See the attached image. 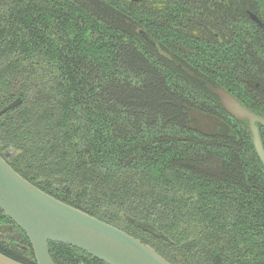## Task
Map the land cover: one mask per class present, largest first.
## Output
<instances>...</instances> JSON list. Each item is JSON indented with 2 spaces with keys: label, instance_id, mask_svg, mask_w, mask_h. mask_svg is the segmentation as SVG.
<instances>
[{
  "label": "trees",
  "instance_id": "16d2710c",
  "mask_svg": "<svg viewBox=\"0 0 264 264\" xmlns=\"http://www.w3.org/2000/svg\"><path fill=\"white\" fill-rule=\"evenodd\" d=\"M208 8L0 0V109L21 97L0 115V154L174 264H264V166L247 121L210 88L264 117V38ZM252 8L264 20V3ZM49 250L56 264H108L62 242Z\"/></svg>",
  "mask_w": 264,
  "mask_h": 264
},
{
  "label": "water",
  "instance_id": "95a60500",
  "mask_svg": "<svg viewBox=\"0 0 264 264\" xmlns=\"http://www.w3.org/2000/svg\"><path fill=\"white\" fill-rule=\"evenodd\" d=\"M235 118L248 121L255 151L264 166V146L258 123L264 117L223 88L210 87ZM21 102L17 97L0 115ZM0 209L27 235L36 264H56L49 241L77 247L108 264H174L150 244L39 188L17 172L0 154ZM0 264H26L0 252Z\"/></svg>",
  "mask_w": 264,
  "mask_h": 264
},
{
  "label": "flooded vegetation",
  "instance_id": "af4514ba",
  "mask_svg": "<svg viewBox=\"0 0 264 264\" xmlns=\"http://www.w3.org/2000/svg\"><path fill=\"white\" fill-rule=\"evenodd\" d=\"M198 2L206 4L207 7H209V10L219 11L223 9H230V19L233 20L232 22L234 23L236 29L239 25L238 20L240 16H242L248 22H251V25H253V23L256 24L258 29L254 32L255 35H262L264 38V20L260 18L257 12H255L252 8V5H259L260 3H264V0H198ZM243 3L249 5L242 8ZM239 11L242 12L241 15H239ZM223 25L224 24L217 27L214 31V36L219 43L222 38L225 40V35L222 34L223 32H220ZM250 42L252 43L253 41L251 40ZM5 153L9 154L10 152L6 151ZM0 250L4 251V253H6L7 255L9 254V256L11 255L10 257L12 258L14 257V259L16 258V260L18 259V261L36 264L33 248L29 238L27 237L25 232L3 211L0 212Z\"/></svg>",
  "mask_w": 264,
  "mask_h": 264
}]
</instances>
